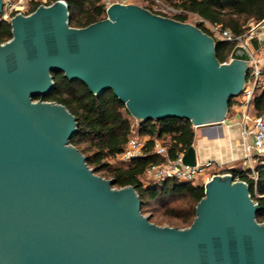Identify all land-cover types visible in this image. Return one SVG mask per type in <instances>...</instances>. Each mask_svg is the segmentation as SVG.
<instances>
[{
  "label": "water",
  "instance_id": "water-1",
  "mask_svg": "<svg viewBox=\"0 0 264 264\" xmlns=\"http://www.w3.org/2000/svg\"><path fill=\"white\" fill-rule=\"evenodd\" d=\"M106 14L73 28L60 0L16 14L13 38L0 43V264H264V224L246 182L216 175L190 227L158 226L135 187L114 188L89 167L71 143L76 117L34 100L55 88L57 71L94 95L112 91L139 122H225L248 79L245 48L224 64L215 38L191 23L134 3ZM251 43L259 52L264 34ZM183 163L198 164L194 146Z\"/></svg>",
  "mask_w": 264,
  "mask_h": 264
},
{
  "label": "trees",
  "instance_id": "trees-1",
  "mask_svg": "<svg viewBox=\"0 0 264 264\" xmlns=\"http://www.w3.org/2000/svg\"><path fill=\"white\" fill-rule=\"evenodd\" d=\"M60 0H49L53 4ZM67 3L70 15V26L86 28L107 17L103 0H63ZM142 6L153 11L150 0H143ZM181 11L169 17L189 22L191 16L204 20L212 25H221L237 35H243L249 23L264 19V0H162ZM35 4L32 11L37 9ZM206 33H210L204 22L194 24ZM13 38L10 21L0 17V43ZM236 47L234 43L216 40V55L221 63L228 61ZM55 88L45 97L35 101L57 103L65 106L76 117L78 133L71 143L86 157L89 167L99 176L112 181L114 188L135 187L142 201V214L145 216L151 209L164 208V216L174 221L170 227L186 229L196 218L198 203L205 197L204 185L195 186L188 182L166 180L155 182L147 177V170L153 165L164 164L167 157L155 153L156 140L168 146V158L176 159L186 153L194 144L195 132L192 123L185 119L168 118L161 121L149 120L139 122L138 135L148 137L149 141L141 157L129 163L110 164V160L119 158L125 151L135 119L126 105L112 91L94 95L79 80H69L63 72H52ZM250 71L248 74V79ZM247 79V80H248ZM235 98L231 100L230 110L234 107ZM253 114L264 115V86L260 84L253 99ZM257 180L251 177L252 171L231 170L234 180L239 179L248 184L250 194L259 205L256 219L264 224V159L255 156ZM154 222V214L148 216Z\"/></svg>",
  "mask_w": 264,
  "mask_h": 264
},
{
  "label": "built area",
  "instance_id": "built-area-1",
  "mask_svg": "<svg viewBox=\"0 0 264 264\" xmlns=\"http://www.w3.org/2000/svg\"><path fill=\"white\" fill-rule=\"evenodd\" d=\"M4 9L2 13V20L11 21L16 14L28 16L34 11L31 7L35 4L39 6H50L49 0H3ZM153 3V11L155 14L169 17L171 14H180L181 11L172 6L165 4L162 0H150ZM105 9L113 4L119 3L123 5L133 4V0H103ZM37 7V8H38ZM171 18V17H170ZM198 21L204 22L209 30V34L222 42L234 43L236 46L245 48L253 59L250 63V76L246 82L245 88L241 95L235 98L234 107L238 110L241 117L242 137L245 148V159L242 171L248 168L252 171L251 177L257 180L255 172L257 159L255 156L264 159V115L255 116L253 112V99L257 87L261 84L263 71L260 68L259 61L256 59L255 50L251 41L264 34V19L262 21H251L243 35H237L228 28L221 25H212L204 20L198 18ZM231 57L224 64L231 61ZM138 126V124H137ZM196 128V127H194ZM149 141L148 137H141L138 135L137 127L134 126L132 130V137L129 143L120 156L123 163H129L136 158L143 155L144 149ZM154 151L156 154L167 157L168 161L164 164L153 165L147 170V177L155 182H162L166 180H176L180 182H188L195 186L204 185L212 180L216 175H232L230 172H213L210 174L209 169L215 166V162L209 161L204 164H197L194 167L187 166L183 163V156L180 154L176 159L170 160L168 158V147H166L160 140L155 141ZM221 167V166H219ZM236 181H240L237 179Z\"/></svg>",
  "mask_w": 264,
  "mask_h": 264
},
{
  "label": "crops",
  "instance_id": "crops-1",
  "mask_svg": "<svg viewBox=\"0 0 264 264\" xmlns=\"http://www.w3.org/2000/svg\"><path fill=\"white\" fill-rule=\"evenodd\" d=\"M258 61L260 68L263 67L261 84L264 86V54ZM230 112H233V114L240 113L235 107ZM230 112L225 122L221 125L194 129L195 139L193 146L196 149L198 164L213 161L215 165L217 164L218 172L221 173L235 169L241 170L244 166L246 155L240 123L241 118L230 116Z\"/></svg>",
  "mask_w": 264,
  "mask_h": 264
},
{
  "label": "rangeland",
  "instance_id": "rangeland-1",
  "mask_svg": "<svg viewBox=\"0 0 264 264\" xmlns=\"http://www.w3.org/2000/svg\"><path fill=\"white\" fill-rule=\"evenodd\" d=\"M151 2V1H150ZM164 2V1H163ZM133 3L134 4H137V5H140V6H145V5H147V3L145 2V1H143V0H133ZM152 3V2H151ZM165 3V2H164ZM166 4V3H165ZM152 5H153V3H152ZM167 5H169V4H167ZM170 6V5H169ZM172 15V14H171ZM198 22V18L196 17V16H191L190 18H189V22L188 23H191V24H195V23H197ZM264 54V48L261 50V51H259V52H255V56H256V59L257 60H260L261 59V57H262V55ZM261 69L263 70V67H261ZM262 82V81H261ZM233 111V110H232ZM231 113V112H230ZM253 114V113H252ZM234 116L235 118H241L242 117V115H241V113H235V114H233V112L230 114V116ZM135 126L137 127V124H139V121H136L135 120ZM149 139V138H148ZM161 141V140H160ZM166 147H168L167 146V144L166 143H164L163 141H161ZM122 163V161H121V159H120V157L119 158H117V159H112V160H110V164H112V165H117V164H121ZM209 171H210V174L211 173H213V172H217V171H219V169H218V167H217V164L214 166V167H212V168H210L209 169ZM164 212H165V209L164 208H158V209H151L149 212H147L146 213V217H148L150 214H154L155 215V219L153 220L154 222H157V223H159L158 224V226H162V227H165V226H169V225H171V224H174L175 222L174 221H172V220H170L169 218H166L163 214H164Z\"/></svg>",
  "mask_w": 264,
  "mask_h": 264
}]
</instances>
